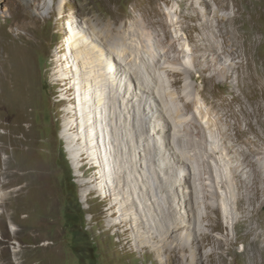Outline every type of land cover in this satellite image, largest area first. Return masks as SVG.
Masks as SVG:
<instances>
[{"label": "rangeland", "instance_id": "rangeland-1", "mask_svg": "<svg viewBox=\"0 0 264 264\" xmlns=\"http://www.w3.org/2000/svg\"><path fill=\"white\" fill-rule=\"evenodd\" d=\"M251 5L256 14L250 20V13H244L240 25L243 30L254 25L258 31L259 41L251 46V53L264 76V0H253ZM152 9L176 18L175 12L181 8L176 0H35L32 4L31 0H0V93L4 92L3 96L7 97L15 91L19 96V100H12L10 104L0 99V118L9 124L7 129L0 128V136L7 133L5 139L0 138V145H5V151H0V198L6 195L0 213H10L4 219L0 217V264H264V243L255 241V236L248 233L250 228L241 224L234 231V220L226 208L222 214L210 213L214 226L207 230L210 236L202 238L199 221L209 223L202 221V214L206 212L204 195L191 200V188L180 183L186 174L183 169L178 171L179 178L173 177L169 182L167 167L174 162L170 154H165V137L152 133L154 128L163 132L169 124L156 121L149 114L152 106H159V101L150 99L143 92V83L138 81L149 82L151 70L147 63L152 62L151 56L155 59L153 38L141 36L144 33L142 13ZM59 11H63L62 21ZM109 18L118 33L124 34L117 40L118 68L123 70L119 72L118 83L130 85L129 94H117L120 115L113 124L105 114H99L101 108L96 107L93 99L87 101L83 93V103L79 101L81 94L73 87V81L78 79L75 65L71 80L59 79L57 67V59L69 55L71 23H76L77 28V24L84 25L90 19L101 21L105 26ZM124 69H130L128 75ZM136 70L138 76L133 73ZM194 80L189 81L204 87L200 76L196 74ZM224 82L206 84V94L225 108L219 104L205 106L204 100L197 106L209 109L214 119L225 118L226 109L239 108L235 95L227 91ZM97 99L98 96L96 103ZM74 108L87 112L84 116L88 119L90 113L100 117L96 133L87 143H81L82 155L79 153L77 160L62 136L65 125L73 122L66 111ZM76 122L80 128L83 121ZM204 123L208 125V119ZM147 126L150 133L144 129ZM174 129L171 128L172 146L177 145L178 137L185 138ZM136 130L139 135L147 133L145 137L149 140L141 142ZM73 132L79 135L77 130ZM112 133L118 135L122 144L127 143L129 136L130 147L140 155L141 165L132 167V157L125 155L128 147L126 150L119 147ZM207 135L209 151L218 150L216 161L224 172L215 167L214 173L221 178L226 173L221 141L210 130ZM138 143L140 148L136 147ZM143 144L158 147L154 162L146 158L151 154L143 149ZM102 149L105 155L109 154V160L101 159ZM119 162L129 170L132 183L142 185L143 189L137 193L128 192L135 205L122 198L116 188L117 183H123ZM157 175L168 183L159 185ZM205 182L213 185V178L200 180L198 186ZM83 183L87 184L83 186ZM146 187L148 193L144 190ZM124 191H129L128 184H124ZM106 192L108 196L104 195ZM220 194L226 197L225 187ZM121 199L128 205L125 208L128 215L121 210ZM182 201L187 204L182 206ZM212 202L217 204L216 200ZM255 210L258 214L255 221L264 226V203L255 206ZM173 215L186 217L191 228L176 229L171 237L165 227L172 222ZM126 218L129 219L126 221ZM263 226L260 231L264 239ZM139 240L144 242L138 243ZM154 247L163 261L157 259Z\"/></svg>", "mask_w": 264, "mask_h": 264}, {"label": "bare ground", "instance_id": "bare-ground-1", "mask_svg": "<svg viewBox=\"0 0 264 264\" xmlns=\"http://www.w3.org/2000/svg\"><path fill=\"white\" fill-rule=\"evenodd\" d=\"M176 1L179 2L181 8L175 12L176 18H171L167 13L156 12L155 9L142 13L144 33L141 36L153 38L155 59L151 56L152 62L147 63L148 70H151L149 82L138 80L143 83V92H147L150 99L159 101V106H152L149 114L156 121L169 124L168 129L163 132L156 128L152 131V133H161L165 137L164 143L167 149L165 154H170L174 162L167 167L170 173L169 182L173 177H178V171L183 169L186 174L180 183L183 182L191 188V200L193 201L194 197L198 199L201 194L204 195L206 212L202 214V221L208 220L209 223L205 225L199 221L202 238L209 237L207 230L214 226L210 213L222 214L226 208V213L234 220V231L238 224H241L245 228H250L248 233L255 236V241L264 243L263 232L260 231L263 225L261 226L262 223L258 222V219L255 221L258 215L255 206L264 203V100L262 101L261 97H264V76L258 70V65L252 59L251 53V46L259 41L258 31L254 25L248 30L241 29L240 25L244 13H250V20L256 14V9L251 5L253 0ZM33 2L35 3V0H31V4ZM202 5L203 7H201ZM62 12L59 11L61 21L64 20ZM85 24L79 23L77 28L76 23L70 24L72 33L68 40L70 42L69 55H61L62 57L57 59L59 79H73L72 67L75 65L78 79L73 81V87L75 86V89L79 90L81 94L79 101L83 103V93L85 98L88 97L87 101L93 99L96 107L101 108L99 114H105V117L109 118L113 124L120 115L117 110L119 102L117 94L120 92L129 94L130 92V85H124L126 89L122 91L121 87L124 86L118 83L119 72L123 70L118 68L120 55L117 49L119 45L117 40L120 34V37L124 34L118 33L117 26L110 18L106 21L105 26L101 25V21L94 22L90 19H86ZM142 41L144 42V39ZM160 50L164 53L160 54ZM124 70L128 75L130 69ZM137 71H133L136 76H138ZM130 74L132 75V73ZM196 74L204 82L203 88L189 81L194 80ZM222 81H225L224 83L228 86L227 91L235 95L233 98L239 103V108L237 110L226 109L223 113L225 118L214 119L210 116L209 109L204 110L203 107L197 106L202 104L201 100H204L205 106L219 104L225 108L224 104L206 94V84L211 86L215 83H222ZM3 93H0V99L5 100L7 104H10L12 100L14 102L19 100L15 91L7 97H4ZM97 96L98 102L96 103ZM227 105L230 104L226 103ZM88 109L91 112V108L88 107ZM85 113L76 108L66 111L73 122L69 121L70 123L65 125L62 136L67 139L66 142L75 160L79 153L82 155L81 143H87L96 133L95 130H98L97 122L100 117H94L90 113L88 115L90 119H88L84 116ZM127 116L123 117L127 118ZM78 119H81L86 125L82 122L78 128L76 122ZM207 119L208 125L204 123ZM8 125L4 119L0 118V128L7 129ZM115 125L119 126L117 123ZM88 127L92 128L91 132L88 131ZM172 127L175 128L177 135L180 136L183 133L185 136L183 139L178 137L177 145L174 146L171 144ZM144 129L150 133L149 126ZM74 130H77L79 135H75ZM209 130L216 134L217 139H220L218 142L221 141V149L224 151L222 156L226 161V173L221 178L214 173L215 167L222 170V165L216 161L215 153H218V150L215 148L209 151L207 147L209 141L207 132ZM147 133L139 135L136 130V135L141 138V142L149 140L145 137ZM6 134L4 132L0 138L5 139ZM112 136L119 147L125 150L128 147L125 155L126 158L132 157V167L136 168L137 165L142 164L140 155L130 147L129 136L125 144L120 142L116 133H112ZM81 140L82 142H80ZM137 142H139L138 139ZM98 146L100 147L99 143ZM136 147L140 148V144L138 143ZM143 149L151 154V157L146 158H150L154 162L158 157L156 155L158 147L143 144ZM1 150L5 151L4 144L0 145ZM212 159L215 160V165L212 164ZM119 167L123 173L121 181L123 183H117L116 188L122 198L129 200L131 205H135L136 202L130 198L128 192L133 195L137 193L138 189H143L142 185L137 186L132 183L129 170L124 167L122 162H119ZM101 168L105 171L102 164ZM210 177L213 178V185L205 182L198 186L200 180ZM156 178L159 185L168 183H164L158 175ZM105 182L107 183V181ZM124 184L129 185V191H124ZM223 187L226 188V197L220 194ZM144 190L148 193L149 188L146 187ZM161 190L166 192L165 187H162ZM104 195L108 196L109 194L106 192ZM5 199L6 195L4 194L0 198V205L4 204ZM166 199L167 203H170V196L167 195ZM212 200H216L217 204L214 205ZM120 201L121 210L127 212L128 215V209H125L128 208V205L124 203L123 199ZM186 202L182 201L181 205L184 206L187 204ZM8 213L2 211L0 217L4 219ZM193 213H196L194 205ZM129 218H126V221ZM198 218H200V214ZM171 219L170 224L165 223V228L171 237L174 236L173 232L176 229L182 231L189 227L190 221L186 217L173 215ZM11 223L13 224L12 221ZM195 226L198 225L195 224ZM226 241L229 242V239ZM137 242L143 243L144 241ZM153 251L157 253V259L163 261L157 247H154ZM256 253L253 254L254 257H256Z\"/></svg>", "mask_w": 264, "mask_h": 264}, {"label": "clouds", "instance_id": "clouds-1", "mask_svg": "<svg viewBox=\"0 0 264 264\" xmlns=\"http://www.w3.org/2000/svg\"><path fill=\"white\" fill-rule=\"evenodd\" d=\"M97 136H98V135H97ZM95 137H96V136H95ZM101 140H104V139L101 138ZM102 145H103V144H102ZM101 153H102L101 159L104 158L105 161L110 159V157H108V156H109L108 153H107V155L104 154V149L101 150ZM96 154H97V155H98V154L101 155L98 151H97ZM102 164H103V163H102ZM105 166H106V163H105ZM108 184H109V183H108ZM109 185H110V184H109Z\"/></svg>", "mask_w": 264, "mask_h": 264}]
</instances>
